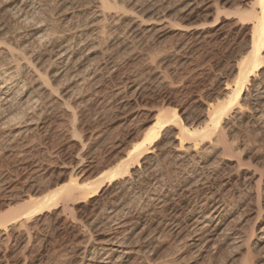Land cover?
Segmentation results:
<instances>
[{
  "label": "rangeland",
  "instance_id": "1",
  "mask_svg": "<svg viewBox=\"0 0 264 264\" xmlns=\"http://www.w3.org/2000/svg\"><path fill=\"white\" fill-rule=\"evenodd\" d=\"M46 1H40L44 12L39 11L35 16L50 12L47 15H51L53 20L44 14L41 15L45 16L44 19L35 17V25L40 21L49 23L41 22L45 25H39L47 30L57 29L60 31L55 30L57 33L67 30L68 26L70 29L75 24L85 25L86 20H82L85 18L81 15L71 18V8L64 11L58 6V0ZM132 1V5L136 6L137 3L138 8L119 3L126 9L119 10L116 21L111 20L110 23L113 29L105 31L101 42L91 43L95 44L91 54L84 57L85 63L89 60L87 64L84 63L85 66L89 65L91 71L97 72L95 81L76 84L77 88L68 81L67 84L61 83L63 94L66 88H72V94L63 95L70 101V111L65 112L66 109L58 100V104L52 103L48 108H37V130L34 126L30 134L17 138L16 143V138L10 139L1 130L0 214L5 211L7 203L19 200V195L26 198L24 192L39 197L67 177L66 181L70 177L79 182L92 180L106 167H112L123 156L134 137L140 135L141 126L158 108L167 105L177 107L184 119L191 114L189 119L194 116L191 121L195 122L204 114L205 105L219 98L222 87L218 81L230 76L229 68L243 52L250 30L249 26L244 27L233 15L224 13L238 8L246 9L252 0ZM43 2L47 4L44 6ZM45 19L50 20L47 22ZM122 86H125V90L117 93ZM196 107L200 114H197ZM245 115L237 116L240 118L233 115V120L226 128L232 152L225 151L220 145V148L217 146L219 149H212L213 154L209 150L204 159L189 156L183 161L176 158L174 150L178 143L172 141L157 157L159 163L155 172L158 175L155 172V176L144 173L140 178L143 179L142 183L139 182L141 191L121 194L122 205L125 203L126 206L123 205L124 209L118 215L124 216L128 224L136 228L128 236L134 253L121 264H264V244L256 247L258 240H252L253 232L257 236L264 227V120L257 122L249 112ZM189 119L188 122L192 123ZM75 133H79L77 137L80 140ZM22 137L27 138V142ZM30 140L35 144L30 143ZM78 149L83 150V153ZM84 156L87 158L84 166H81L79 160ZM74 166L77 168L74 169ZM49 184L54 187L46 188ZM148 193L153 194L155 199L146 204L144 200ZM110 195L109 191L99 199V203L76 205L70 202V208L66 210L60 203L53 210L54 213L51 211L53 214H43L38 217V221L35 218L38 223L32 225L34 232L31 231L34 241L31 240V246H28L30 249L25 247L26 251L23 249L21 230L14 229V234L9 230L6 236L0 234V264H23L24 261V264H82L81 252L86 242L92 249L110 233L107 215L101 211L105 205L109 206ZM162 202L164 206H161ZM223 209V222L209 247L202 249L200 245H191L195 233L190 224L194 219ZM94 215L98 223L92 229L90 224Z\"/></svg>",
  "mask_w": 264,
  "mask_h": 264
},
{
  "label": "bare ground",
  "instance_id": "2",
  "mask_svg": "<svg viewBox=\"0 0 264 264\" xmlns=\"http://www.w3.org/2000/svg\"><path fill=\"white\" fill-rule=\"evenodd\" d=\"M40 1L42 0H0V132H5L4 134H6V136L10 137V139L12 140L16 138L14 143L17 142V138L26 135L27 133L30 134V131L34 130L32 128L35 126V124H37L35 123V113L37 111V108H48L49 105H53L52 103H54L55 105L57 103L56 101L58 100L60 101L59 104L66 109L65 112L71 110L69 104L70 101L66 98V96L64 97L63 95H69V93L72 94V88L68 89L62 85L64 88L67 89L66 92H64L63 94L64 90H61V83L67 84L66 81H68L70 83H74L76 86V84L80 85L90 81L92 82L93 80L95 81L97 72L95 71V73L93 72V70L91 71L89 65L85 66V64H87L89 60H87L88 62L85 63L86 60L84 61V57L89 56L91 54V49L95 45H91V43L95 42L97 44V42H101L100 40L103 37L105 31H107V29L112 26V24H110L112 23L111 20L116 21V16L119 15V10L121 11V8L126 9V6L124 8L119 3H124L125 5L127 4V6L130 5V7L133 4L132 0H58V6L63 8L62 10L65 11V9H67V11H69L68 9L71 8V18H73L74 16L81 15L83 18H85L82 20L86 21L85 25L83 26H78V24L76 26V24L74 23L75 26H71L70 29L68 26L67 30L60 27L64 30L61 33H57L55 32V30L59 31L57 29L52 28L51 30H47L42 27V25H45L41 23L43 21H40L42 25H39L40 23H38V25H35V17L40 16L41 19H44L45 16L41 17V15L46 14L42 13L44 12V8L42 9V3H40ZM44 4L47 3L43 2V5ZM118 4L121 7H119ZM138 5H140V3ZM136 6H134V8ZM47 9L48 8H46V10ZM39 11H42V14L39 16H35V14H39ZM59 13L61 14V12ZM224 14L233 15V17H236L238 22H240L244 27H250L249 33L247 32L248 40L244 45L243 52L241 53L240 57L237 60H234V64H232L230 68L227 65L229 68L230 76L228 75V78H226V80L224 81H218V85L222 87L219 98H216L214 102L205 105V112L204 110L202 111L204 112V114H201V117L197 116L200 118L196 119L195 122H192L194 120V116L192 117L191 121L189 119L191 114L189 115L187 113L189 115V118L187 116V119L192 122L189 123L187 119H184L179 114L180 111L177 107H168L167 105L165 107H160L157 110L155 109L156 111H154L150 118L141 126L142 130L140 131V135H138V133V136H135L136 138L134 137V141L129 143L128 148H126L127 150L124 153L122 152L123 156L121 157L119 155L121 158L116 162L113 161V163L115 162V164L109 169L106 167L107 170L105 169V171L100 172V175L97 176V174H95L97 177L93 175L95 178L92 179L91 177L92 180H83L82 178V182H79L80 180L78 181L77 179H73L74 177H70V179L66 181L69 178L67 177L66 180L63 179L64 182L62 180L61 183L54 184L55 188L49 190L43 195L40 194L41 196L39 197L27 195L26 192H24L23 194L26 195V198H22L21 195H19V200L15 199L16 201L12 203L9 202L10 204L7 203V209L5 208V211L0 214V234H4L6 236L9 235L6 234L7 232H9V230H12V233L14 232V229L21 230L22 232L20 233V235L22 236L21 238H23L22 240H24L23 249L25 250V247L27 248L31 244V240L34 241L31 236V231H33L32 225L38 223H36L35 218L38 221L41 215L49 213L51 211L53 212V210L57 209L58 206L61 205L60 203H63L65 210L70 208V202H75L77 203L76 205H78V203L86 204L87 202L99 203V199L103 195H107L110 191L111 195L109 197L111 198V202L109 206L105 205L103 210H101L102 212H104L105 215H107V221H109L111 225L110 233L106 236V239L100 240L99 238L100 241L97 243V246L94 248L92 247V249H90L91 246L89 245V242H86V246L83 247V250L81 252L82 264H121L122 261L129 259L130 255L134 253V249L131 248L128 236L130 234H133L136 228L134 225L128 224V222L123 218L124 216L121 217L120 215V218L118 215L120 211L124 209L123 205H125V203L122 205L123 200L121 201V194L124 192L126 193V191H141V186L139 182L143 180H140V178L144 173L146 174L148 172L152 174V176H155L153 175V173L157 169L159 163L157 157L165 149L164 147L168 145V143L176 141L175 143H178L177 149L175 148L176 150H174L176 158L183 161L186 158L188 159L189 156H191V158L194 157L193 159H195V157H198L199 159H204L203 157H205L206 153L208 154L209 150H211L210 152H212V149L214 151L215 148H218L217 146H219L220 148V145H222L221 147L224 148L225 151L227 150L232 152L233 149L230 146V142L228 139L229 135L227 136L228 133L226 132V128L228 125H230V122L233 120L234 116H242L249 112L257 122H260L262 119L264 120V0H252L251 2H249V4H247L246 9L238 8L230 13L225 12ZM123 15L124 14H122V16ZM50 17L51 15H49L47 18ZM50 19L53 20V17ZM50 19H48V21ZM118 19L120 20V18ZM45 21L47 20L45 19ZM54 22L56 21L54 20ZM68 23L65 25H68ZM51 24L54 25L52 21ZM57 24H55V26ZM42 28H44L45 30H43ZM55 28H57V26ZM246 29H248V27ZM88 35H92V37H89ZM91 38L92 41L90 42L89 40ZM108 65L109 64H107V66ZM110 70L112 71V69ZM103 71L105 70L103 69ZM113 72L114 71H112V73ZM108 74L110 75V73ZM82 87L83 85L80 88ZM77 90H79V87ZM123 90H125V86H122V88L119 89V92L117 93L120 94V92ZM74 91L75 93L77 92L76 89ZM191 107L192 106H190V108ZM197 107L196 110L199 109ZM184 109L187 110L186 108ZM196 112L197 114H200L199 110H197ZM70 114H72V112H70ZM75 134V136L77 137L79 133ZM25 137L22 138L26 140L27 138L25 139ZM77 138L78 140L81 139H79V137ZM32 140H30V143H34V141ZM25 144L23 145L26 147ZM11 145H13V143ZM84 147L87 146H85L84 144ZM78 153H76V155ZM85 156L82 157L81 160H79L81 166L83 165V163H85V158H87ZM89 161H91V159ZM186 161L190 162V160ZM179 163L181 165L180 161ZM77 166H79V164H77ZM77 166H74V169L75 167L77 168ZM202 170H204V168ZM192 174L195 173L193 172ZM70 175L72 176V174ZM157 175L158 174L156 173V176ZM79 178H81V176ZM48 187L52 188L50 187V184L49 186L47 185L46 188ZM8 199H10V197H8ZM154 199V195L148 193L145 196L144 201L147 204ZM165 201L166 200H164V203ZM94 203L92 204L95 205ZM162 205L163 202L161 206ZM126 209L128 208L126 207ZM224 211V209L221 211L214 210L208 215L201 213L202 215H199V217H196L194 219L193 223L190 224L191 226H193V230L195 233V235L193 234L195 238L194 240L192 239L193 241L191 245H200L202 249H206L209 247L212 241V237L216 236L219 226L223 222V216L225 213ZM96 222L98 223V220L96 219V215H94V218L90 224L92 229L94 225H96ZM258 232L260 233L259 235L255 236L256 233L253 232L252 236V240L257 239L260 243L258 244V242H256V247H259L261 244H264V227H262Z\"/></svg>",
  "mask_w": 264,
  "mask_h": 264
}]
</instances>
